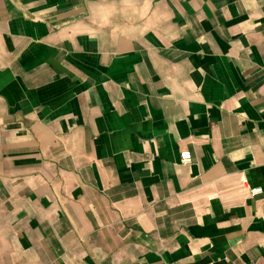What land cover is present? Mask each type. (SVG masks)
I'll list each match as a JSON object with an SVG mask.
<instances>
[{
    "label": "crops",
    "instance_id": "1",
    "mask_svg": "<svg viewBox=\"0 0 264 264\" xmlns=\"http://www.w3.org/2000/svg\"><path fill=\"white\" fill-rule=\"evenodd\" d=\"M0 264H264V0H0Z\"/></svg>",
    "mask_w": 264,
    "mask_h": 264
},
{
    "label": "built area",
    "instance_id": "2",
    "mask_svg": "<svg viewBox=\"0 0 264 264\" xmlns=\"http://www.w3.org/2000/svg\"><path fill=\"white\" fill-rule=\"evenodd\" d=\"M191 154L189 152H183L179 156V160L182 164H189L191 162ZM262 193L260 188H253L249 190V194L252 197L258 196Z\"/></svg>",
    "mask_w": 264,
    "mask_h": 264
}]
</instances>
